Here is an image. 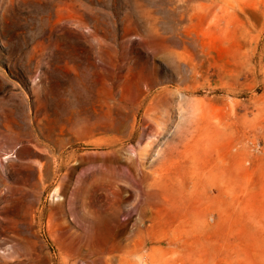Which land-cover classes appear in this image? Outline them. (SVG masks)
<instances>
[{"label":"rangeland","instance_id":"obj_1","mask_svg":"<svg viewBox=\"0 0 264 264\" xmlns=\"http://www.w3.org/2000/svg\"><path fill=\"white\" fill-rule=\"evenodd\" d=\"M0 264H264V0H0Z\"/></svg>","mask_w":264,"mask_h":264},{"label":"bare ground","instance_id":"obj_2","mask_svg":"<svg viewBox=\"0 0 264 264\" xmlns=\"http://www.w3.org/2000/svg\"><path fill=\"white\" fill-rule=\"evenodd\" d=\"M132 154L142 157L143 153L140 150L131 149Z\"/></svg>","mask_w":264,"mask_h":264}]
</instances>
